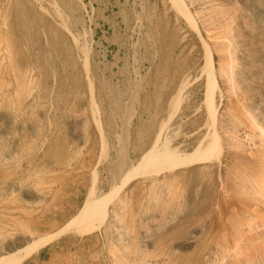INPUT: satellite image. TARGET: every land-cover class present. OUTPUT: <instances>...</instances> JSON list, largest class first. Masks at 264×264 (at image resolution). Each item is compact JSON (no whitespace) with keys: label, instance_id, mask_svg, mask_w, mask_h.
I'll return each mask as SVG.
<instances>
[{"label":"rangeland","instance_id":"1","mask_svg":"<svg viewBox=\"0 0 264 264\" xmlns=\"http://www.w3.org/2000/svg\"><path fill=\"white\" fill-rule=\"evenodd\" d=\"M54 234L19 264H264V0H0V256Z\"/></svg>","mask_w":264,"mask_h":264},{"label":"bare ground","instance_id":"2","mask_svg":"<svg viewBox=\"0 0 264 264\" xmlns=\"http://www.w3.org/2000/svg\"><path fill=\"white\" fill-rule=\"evenodd\" d=\"M200 159H203V158H200ZM164 160L178 161V159L170 157V156H166V155L152 156L151 158H148L145 161H143L142 164L139 166L138 170L140 168L147 166V165L152 166V165H155L156 163H158L160 161H164ZM180 161H182V160H180ZM129 178H130V175H128L124 179V182L127 181ZM104 212H105V208L103 205H101V199H97L92 204L82 206L79 209V211L70 220H68L66 223H64L63 229L65 230V229L70 228L71 226H76L77 231L81 232L84 229L83 227L86 226V224L88 225V224L99 223L104 216ZM55 235L56 234L51 235L50 237H47L44 239L39 238L38 241H35L34 243H32L30 245L28 244L22 249L18 248L19 250H17V251L15 250V252L12 254L8 253L7 255L0 256V264H19V262L22 260V258L27 256V254H30L39 244H41L42 242H44L45 240H47L51 237H54ZM18 242H19V240H17V242H15V244H17Z\"/></svg>","mask_w":264,"mask_h":264}]
</instances>
